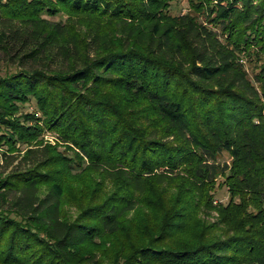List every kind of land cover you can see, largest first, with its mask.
I'll use <instances>...</instances> for the list:
<instances>
[{"label":"trees","instance_id":"16d2710c","mask_svg":"<svg viewBox=\"0 0 264 264\" xmlns=\"http://www.w3.org/2000/svg\"><path fill=\"white\" fill-rule=\"evenodd\" d=\"M172 2L0 0V264H264V0Z\"/></svg>","mask_w":264,"mask_h":264},{"label":"rangeland","instance_id":"374dc122","mask_svg":"<svg viewBox=\"0 0 264 264\" xmlns=\"http://www.w3.org/2000/svg\"><path fill=\"white\" fill-rule=\"evenodd\" d=\"M170 11L172 14H184L186 12H189L190 8H189L188 0H173V2L171 3ZM53 19H58V18H53ZM244 59H242L243 63L245 64L246 68H248L249 75L251 76V74H252L251 73V68H252L251 62L249 63L246 61V59L245 60ZM22 111L34 112V111H36V107L34 106L33 103H28L22 107ZM43 137H44L46 142H48L52 145H57V143H58L57 142L58 140L56 139L57 137L51 131H46L44 133ZM58 148L60 150H63L64 146L58 145ZM6 149H7L6 145H0V171L5 172V174L8 173L14 167L18 166V164L20 162V157L17 156L18 152L15 151L13 153H10L12 156H15L13 159L11 158L13 160V162L12 163L9 162L10 164L7 163L6 162L7 159L3 155V152H5ZM218 157H219L218 160L223 161V162L229 158L227 153H223L222 155H219ZM11 159H8V160L10 161ZM20 164H22V163H20ZM219 181H220V179H219ZM216 188H217L216 193L214 195L215 200L213 203L215 205L220 204V203H226L228 201V198H229L227 188L225 186H217ZM15 194H16L15 191H13V190L9 191L8 198L14 196ZM207 211L209 213H203L202 217H204L205 219H207V221H210V222L217 220L218 213L216 210L213 209V210H207Z\"/></svg>","mask_w":264,"mask_h":264}]
</instances>
